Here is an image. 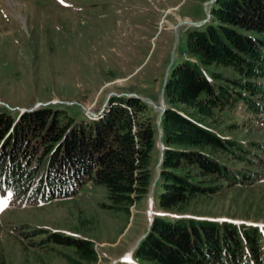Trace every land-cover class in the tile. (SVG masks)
I'll return each instance as SVG.
<instances>
[{"label": "trees", "instance_id": "1", "mask_svg": "<svg viewBox=\"0 0 264 264\" xmlns=\"http://www.w3.org/2000/svg\"><path fill=\"white\" fill-rule=\"evenodd\" d=\"M184 48L162 87L167 104L159 118L162 148L154 181L155 202L162 210L181 208L222 184L260 176L259 169L233 166L223 156L263 163L257 150L264 151V140L242 143L192 115L214 121L217 112L238 100L255 115L264 111V0H213L209 17L186 30ZM202 64L220 67L212 69V80ZM149 109L139 96L127 93L111 94L94 116L48 103L16 111L0 105V193L23 202L46 201L71 195L89 181L104 186L108 206L127 211L151 182L155 126ZM38 232L44 234L32 244L68 247L58 250L68 264L97 259L88 237L31 230ZM144 233L131 251L135 260L264 264V226L154 213ZM110 264L136 263L120 258Z\"/></svg>", "mask_w": 264, "mask_h": 264}, {"label": "rangeland", "instance_id": "2", "mask_svg": "<svg viewBox=\"0 0 264 264\" xmlns=\"http://www.w3.org/2000/svg\"><path fill=\"white\" fill-rule=\"evenodd\" d=\"M212 2L0 0V105L16 111L48 103L93 116L111 94L127 93L149 105L155 126L151 182L127 211L108 206L104 186L89 181L71 195L46 201L23 202L0 193V264H68L58 251H69L68 247L32 244L44 234H31L34 228L90 238L97 251L92 264H110L120 258L161 264L131 256L154 213L264 226L262 150H257L263 156L261 164L223 156L233 166L261 171L249 182L222 184L172 210H162L155 202L154 181L162 148L159 118L167 104L163 82L169 66L185 54L186 30L209 17ZM201 68L212 80V69L220 67L202 64ZM192 116L242 143L264 140V111L255 115L241 100L217 112L214 121Z\"/></svg>", "mask_w": 264, "mask_h": 264}, {"label": "water", "instance_id": "3", "mask_svg": "<svg viewBox=\"0 0 264 264\" xmlns=\"http://www.w3.org/2000/svg\"><path fill=\"white\" fill-rule=\"evenodd\" d=\"M163 83H164V82H163ZM164 107H165V106L163 105L161 111L164 109ZM160 160H161V152H160L159 162H160ZM157 172H158V168H157ZM144 234H145V233H143V234L139 237V239H140ZM139 239H138V240H139ZM135 246H136V245H135ZM113 261H114V260H113ZM113 261H112V262H113Z\"/></svg>", "mask_w": 264, "mask_h": 264}]
</instances>
